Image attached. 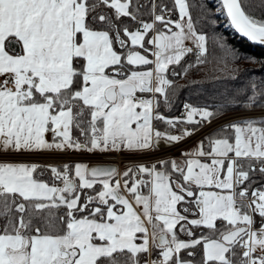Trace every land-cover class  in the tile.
Returning a JSON list of instances; mask_svg holds the SVG:
<instances>
[{"label":"snow or ice","instance_id":"snow-or-ice-1","mask_svg":"<svg viewBox=\"0 0 264 264\" xmlns=\"http://www.w3.org/2000/svg\"><path fill=\"white\" fill-rule=\"evenodd\" d=\"M193 7L0 0V264H264V111L251 115L264 110V82L237 94L242 117L225 119L235 98L215 112L160 111L169 74H184L171 66L207 60ZM218 10L264 46V0H219ZM205 129L179 158L123 171L55 159L135 156ZM41 156L51 159H20Z\"/></svg>","mask_w":264,"mask_h":264},{"label":"trees","instance_id":"trees-1","mask_svg":"<svg viewBox=\"0 0 264 264\" xmlns=\"http://www.w3.org/2000/svg\"><path fill=\"white\" fill-rule=\"evenodd\" d=\"M191 2L194 5L191 9L193 17L200 19L197 27L207 37V60L204 64L196 65L195 56L189 55L180 66H171L177 73L184 74L176 76L169 74L174 88L169 90L171 104L167 110L161 107L160 111L167 117H180L184 112L183 105L187 103L215 112L227 100L235 98L236 102L229 105L232 109L229 115L243 113L240 110L243 98L237 94L245 91L253 82L257 85L264 82V48L244 41L225 26L224 16L216 13L218 0ZM217 41H223L227 49L238 54L239 59H234L221 50ZM157 127L163 131L166 125L157 122Z\"/></svg>","mask_w":264,"mask_h":264},{"label":"built area","instance_id":"built-area-1","mask_svg":"<svg viewBox=\"0 0 264 264\" xmlns=\"http://www.w3.org/2000/svg\"><path fill=\"white\" fill-rule=\"evenodd\" d=\"M219 9V6L217 7ZM217 12H220L219 10ZM191 56H195L190 54ZM98 156H89V155H64V156H60V157H56L55 159H59V160H64V161H81V160H86V161H97V160H101V161H113V162H117L118 164V169L121 171L122 167L121 164L124 163L125 161L130 162V161H135L134 159H130L128 160V158H132L133 156H127L125 154H121V153H116V154H110V155H99ZM146 156V155H144ZM117 157H120V159L118 160ZM136 157V156H135ZM140 157V156H139ZM137 157V158H139ZM25 158V157H22ZM25 159H36V160H40V161H45L47 162L49 159H51L48 156H41V157H31V158H25Z\"/></svg>","mask_w":264,"mask_h":264},{"label":"rangeland","instance_id":"rangeland-1","mask_svg":"<svg viewBox=\"0 0 264 264\" xmlns=\"http://www.w3.org/2000/svg\"><path fill=\"white\" fill-rule=\"evenodd\" d=\"M218 8L216 9V13L217 14H219L218 12ZM220 15V14H219ZM260 113H261V111H252L251 112V115L253 116V117H260ZM242 116H244V112L243 113H236L235 115L233 114V115H229L228 117H226L225 119H229V118H232V117H242ZM221 123H224V121H222V120H218V121H215L213 124H212V128H216L219 124H221ZM210 129H205L204 131H202V132H199L198 134H196V135H194V136H192V137H190V138H188L187 140H185V141H183V142H181L180 144H183V143H191V142H193V141H195L194 143H192L190 146H188L184 151H186V150H191L200 140H201V138L204 136V134H205V132H207V131H209ZM177 146V145H176ZM169 150V149H168ZM171 150V149H170ZM159 152V151H158ZM176 152V151H175ZM168 153H169V151H168ZM151 154H153L152 153V151L151 152H148V153H145V154H137V155H135V156H133L132 158H128V160H130V159H134V160H136V161H134L135 163L138 161V163H142V162H147V161H149V160H151L150 159V156H151ZM157 154V153H156ZM170 154V153H169ZM168 154V155H169ZM172 154H174V152L172 153ZM108 155H110V154H108ZM125 155H127V156H130L129 154H127V153H125ZM144 155H146V156H144ZM166 155V154H165ZM96 156H98V157H100L98 154L96 155ZM140 156V157H139ZM158 156H159V153H158ZM164 156V155H163ZM137 157H139V158H137ZM20 159H25V158H20ZM126 163H129V162H126ZM123 164H125V162L123 163ZM122 164V165H123ZM124 166V165H123ZM122 166V167H123Z\"/></svg>","mask_w":264,"mask_h":264},{"label":"crops","instance_id":"crops-1","mask_svg":"<svg viewBox=\"0 0 264 264\" xmlns=\"http://www.w3.org/2000/svg\"><path fill=\"white\" fill-rule=\"evenodd\" d=\"M195 141H193V142H191V143H183V144H178L176 147H174V148H172L171 150H168L169 151V153H167L166 155H164V156H158V151L159 150H154V151H152V153L153 154H151V156H150V159L151 160H149V161H147V162H142V163H147V164H151V163H154V162H157V161H159V160H162V159H170V158H179L180 157V155H181V153L182 152H184V150L188 147V146H190L192 143H194ZM167 151V152H168ZM176 151V152H175ZM174 152V154H172ZM157 153V154H156ZM108 154H114V153H107V154H103V155H108ZM121 154H125V153H121ZM169 154V155H168ZM86 155V154H85ZM98 155H100V154H98ZM82 161H84V162H87V163H90L89 161H86V160H82ZM99 161H101V160H97L96 162H99ZM136 161V160H135ZM99 163H101V162H99ZM135 162H129V163H125V164H127V165H132V164H134ZM136 163H138V161L136 162ZM125 164H123V165H125ZM124 169V168H123ZM45 179H47V177H45ZM183 238V237H182Z\"/></svg>","mask_w":264,"mask_h":264},{"label":"water","instance_id":"water-1","mask_svg":"<svg viewBox=\"0 0 264 264\" xmlns=\"http://www.w3.org/2000/svg\"><path fill=\"white\" fill-rule=\"evenodd\" d=\"M225 19L227 20V18H226V16H225ZM228 23V22H227ZM228 26H229V23H228ZM229 28L234 32V34L235 35H237L239 38H241V39H243L244 41H246V42H248V43H250V44H252V45H254V46H256V47H259V48H264V46H262V45H258V44H255V43H253V42H251V41H248L246 38H244V37H241L233 28H231L230 26H229ZM176 146V145H175ZM175 146H173V147H168L167 145H166V143H164V142H161L160 143V146H159V148L157 149V150H159V152H162V151H165V150H168V149H172V148H174ZM90 164H96V163H90ZM104 165H108V164H112V165H114V166H116L117 167V164L116 163H103Z\"/></svg>","mask_w":264,"mask_h":264},{"label":"bare ground","instance_id":"bare-ground-1","mask_svg":"<svg viewBox=\"0 0 264 264\" xmlns=\"http://www.w3.org/2000/svg\"><path fill=\"white\" fill-rule=\"evenodd\" d=\"M117 159L119 160V159H120V157H117Z\"/></svg>","mask_w":264,"mask_h":264}]
</instances>
